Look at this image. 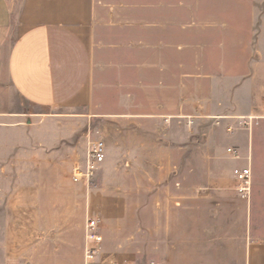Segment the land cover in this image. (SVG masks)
Segmentation results:
<instances>
[{
  "label": "crops",
  "instance_id": "obj_1",
  "mask_svg": "<svg viewBox=\"0 0 264 264\" xmlns=\"http://www.w3.org/2000/svg\"><path fill=\"white\" fill-rule=\"evenodd\" d=\"M14 128L40 146L78 134L68 171L105 142L89 200L104 260L264 264V0H0Z\"/></svg>",
  "mask_w": 264,
  "mask_h": 264
},
{
  "label": "rangeland",
  "instance_id": "obj_2",
  "mask_svg": "<svg viewBox=\"0 0 264 264\" xmlns=\"http://www.w3.org/2000/svg\"><path fill=\"white\" fill-rule=\"evenodd\" d=\"M81 139L85 141L75 134L62 143L40 146L15 128L0 130V264H86L85 225L84 249L79 233L81 207L90 206L82 213L85 224L88 216L96 217L89 200L101 174L90 183L72 180L68 163L73 153L68 150ZM83 145L73 152L81 155ZM201 246L211 253L209 243ZM104 261L100 250L92 264ZM203 262L194 264L210 263ZM132 264L149 263L142 257Z\"/></svg>",
  "mask_w": 264,
  "mask_h": 264
},
{
  "label": "built area",
  "instance_id": "obj_3",
  "mask_svg": "<svg viewBox=\"0 0 264 264\" xmlns=\"http://www.w3.org/2000/svg\"><path fill=\"white\" fill-rule=\"evenodd\" d=\"M245 126L251 125V118L244 122ZM227 152L232 158H241L239 150L228 148ZM106 160V144L102 139H90L85 160L82 164H76L72 170V180L76 183H90L101 169ZM251 168H235L233 176L237 181L239 195L249 200L251 197ZM101 220L97 217L88 216L85 224V260L86 264L94 263L97 254L101 250L103 236L100 233ZM103 264H117L115 261L106 260Z\"/></svg>",
  "mask_w": 264,
  "mask_h": 264
}]
</instances>
